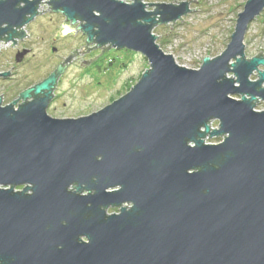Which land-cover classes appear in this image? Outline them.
Instances as JSON below:
<instances>
[{
  "label": "water",
  "instance_id": "obj_1",
  "mask_svg": "<svg viewBox=\"0 0 264 264\" xmlns=\"http://www.w3.org/2000/svg\"><path fill=\"white\" fill-rule=\"evenodd\" d=\"M43 1L0 0V41L14 45L52 10L80 21L82 54L133 50L149 68L79 117L48 112L78 49L18 99L0 95V264H264V53L247 58L244 41L264 0H247L227 47L199 68L179 64L154 33L192 0H46L39 12ZM71 24L63 35L77 33Z\"/></svg>",
  "mask_w": 264,
  "mask_h": 264
},
{
  "label": "rangeland",
  "instance_id": "obj_2",
  "mask_svg": "<svg viewBox=\"0 0 264 264\" xmlns=\"http://www.w3.org/2000/svg\"><path fill=\"white\" fill-rule=\"evenodd\" d=\"M45 1L41 3L39 12L51 6ZM176 1L145 0L146 3L174 4L187 0ZM246 2L247 0H192V10L181 17L183 20L180 18L170 22L171 24L156 25L154 33L158 36L157 42L166 53L173 54L179 64L199 68L205 56L215 57L227 47L236 27L238 14ZM147 9L155 10V6L148 5ZM64 22L71 24L63 14L46 10L38 13L24 27L29 36L16 38L17 43L12 46L13 40L0 43V70L12 72L11 78L0 79V95L4 105L18 99L26 88L47 78L75 49L79 52L74 57L77 59L68 62L57 83L56 99L48 109L49 114L55 117H79L98 111L126 94L149 68L148 59L133 50L110 47L103 51V47L97 46L82 54L80 50L87 45V36L77 30L80 21L73 25L76 34L69 31L63 35L61 29L65 27L61 25ZM58 29L61 37L54 41ZM244 41L247 58L258 55L260 51L264 53V10L250 23ZM95 45L91 43L88 47ZM25 49L28 50L27 54L17 61L16 55ZM96 56L98 58L89 65L81 66V59L88 60ZM260 69H264V66L261 65ZM257 78L258 71H255L251 79ZM235 97L240 98V95ZM256 108L264 110V100H259ZM217 126L216 120L214 128ZM222 140L223 136L210 137L207 138V143H219ZM17 188L21 189L22 186ZM108 212H119V208L110 207Z\"/></svg>",
  "mask_w": 264,
  "mask_h": 264
},
{
  "label": "flooded vegetation",
  "instance_id": "obj_3",
  "mask_svg": "<svg viewBox=\"0 0 264 264\" xmlns=\"http://www.w3.org/2000/svg\"><path fill=\"white\" fill-rule=\"evenodd\" d=\"M72 26L74 25V24H71ZM87 38V37H86ZM63 64H65V60L63 61ZM0 71H4V70H0ZM12 77V72H11V75H9V76H1L0 77V79H7V78H11ZM61 77V76H60ZM60 80V78L58 79V81ZM58 83V82H57ZM56 88H57V85H56V87L54 88V90H53V96H52V98H51V100H50V102H49V106H48V109L49 108H51V106H52V104H53V102H54V100L56 99ZM68 117H70V116H68Z\"/></svg>",
  "mask_w": 264,
  "mask_h": 264
},
{
  "label": "built area",
  "instance_id": "obj_4",
  "mask_svg": "<svg viewBox=\"0 0 264 264\" xmlns=\"http://www.w3.org/2000/svg\"><path fill=\"white\" fill-rule=\"evenodd\" d=\"M1 42H5V40L0 41V43H1ZM214 122H215V121L212 122V127H213V128H214Z\"/></svg>",
  "mask_w": 264,
  "mask_h": 264
}]
</instances>
